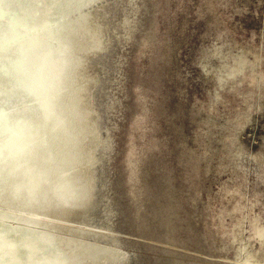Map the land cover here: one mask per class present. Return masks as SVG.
I'll list each match as a JSON object with an SVG mask.
<instances>
[{
  "label": "rangeland",
  "instance_id": "obj_1",
  "mask_svg": "<svg viewBox=\"0 0 264 264\" xmlns=\"http://www.w3.org/2000/svg\"><path fill=\"white\" fill-rule=\"evenodd\" d=\"M0 114V264H264V0H0Z\"/></svg>",
  "mask_w": 264,
  "mask_h": 264
},
{
  "label": "bare ground",
  "instance_id": "obj_2",
  "mask_svg": "<svg viewBox=\"0 0 264 264\" xmlns=\"http://www.w3.org/2000/svg\"><path fill=\"white\" fill-rule=\"evenodd\" d=\"M10 61H11V60H10ZM7 62H8V61H7ZM34 76H35V75H34ZM52 86H53V85H52ZM54 86H55V84H54ZM20 87H21V86H20ZM30 87H31V86H30ZM15 89H17V88H15ZM17 90H18V89H17ZM20 91H21V90H20ZM13 92H14V91H13ZM20 94H21V93H20ZM22 96H23V95H22ZM33 96H34V95H33ZM23 97H24V96H23ZM24 98H26V97H24ZM26 99H27V98H26ZM26 99H25V100H26ZM34 100H35V99H34ZM67 100H68V99H67ZM30 103H31V102H30ZM27 109H28V108H27ZM61 110H62V109H61ZM44 111H45V110H44ZM9 113H10V112H9ZM5 114H6V113H5ZM11 115H12V114H11ZM1 116H2V114H0V117H1ZM4 116H5V115H4ZM20 116H21V115H20ZM12 117H13V116H12ZM31 117H32V116H31ZM39 117H40V116H39ZM52 117H53V116H52ZM4 119H5V118H4ZM4 119H3V120H4ZM36 121H37V120H36ZM0 122H1V121H0ZM60 122H61V121H60ZM21 123H22V121H21ZM25 123H26V122H25ZM27 124H28V123H27ZM0 125H1V123H0ZM2 125H3V124H2ZM6 125H7V124H6ZM17 125H18V124H17ZM20 125H21V124H20ZM5 127H6V126H5ZM21 127H23V126H21ZM33 129H34V128H33ZM15 130H16V129H15ZM23 130H24V129H23ZM10 131H11V130H10ZM15 132H16V131H15ZM28 132H30V131L28 130ZM8 133H9V132H8ZM11 133H12V132H11ZM13 134H14V133H13ZM18 134H19V133H18ZM18 134H16V135H18ZM19 135H20V134H19ZM21 136H22V135H21ZM0 138H1V137H0ZM9 139H10V138H9ZM9 139H8V140H9ZM6 141H7V139H6ZM12 141H17V138H15V139L12 140ZM27 141H28V140H27ZM8 142H10V141H8ZM49 142H50V141H49ZM3 143H4V142H3ZM10 143H11V142H10ZM7 144H8V143L6 142L5 144L2 145V148H3L2 151L4 150V152H5V147H6V148L8 147ZM21 146H22V145H21ZM17 147H18V146H17ZM15 149H16V146H15L14 150H15ZM40 150H41V149H40ZM19 151H21V150H19ZM19 151H18V152H19ZM11 152H12V150H11ZM18 152H17V153H18ZM1 154H2V153H1ZM18 154H19V153H18ZM6 155H7V154H6ZM15 155H16V154H15ZM10 156H11V155H10ZM19 157H20V156H19ZM1 158H2V156H1ZM4 158H5V156H4ZM17 158H18V156H17ZM0 160L2 161V159H0ZM3 160H4V159H3ZM21 160H22V159H21ZM1 161H0V162H1ZM17 161H18V160H17ZM4 162H5V160H4ZM0 164H1V163H0ZM5 164H7V163H5ZM2 165H3V164H2ZM4 168H5V167H4ZM4 168H3V169H4ZM9 168H10V167H9ZM43 171H44V170H43ZM3 172H5V171H3ZM3 172L1 171V173H3ZM10 172H11V171H10ZM54 172H55V171H54ZM12 174H13V173H12ZM12 174H10L9 176H11ZM6 176H7V175H6ZM13 176H14V174H13ZM0 177H1V176H0ZM2 178H3V177H2ZM7 178H8V177H7ZM17 178H18V177H17ZM9 182H10V181H9ZM27 182H29V181H27ZM3 183H4V182H3ZM4 184H5V183H4ZM29 184H30V183H29ZM27 185H28V184H27ZM1 186H2V185H1ZM8 186H9V184H8ZM22 186H23V185H22ZM2 187H3V186H2ZM10 187H11V185H10ZM3 192H4V191H3ZM8 192H9V191H8ZM1 193H2V192H1ZM56 193H57V192H56ZM56 193H55V194H56ZM4 196H5V195H4ZM55 197H56V196H55ZM4 198H5V197H4ZM43 198H44V197H43ZM2 199H3V196H2ZM3 201H5V200H3ZM27 202H28V201H27ZM41 203H42V202H41ZM18 205H19V204H18ZM43 205H44V204H43ZM39 210H41V209H39ZM38 212H39V211H38ZM50 213H52V212H50ZM35 214H36V213H35ZM52 214H53V213H52ZM49 219H50V218H49ZM1 223H2V222H1ZM6 224H7V223H6ZM2 225H3V224H2ZM7 225H8V224H7ZM7 225H6L5 227H7ZM30 226H32V225H30ZM9 227H10V226H9ZM13 227H15V226H13ZM21 228H22V227H21ZM26 228H27V227H26ZM16 229H17V228H16ZM24 229H25V228H24ZM14 230H15V229H14ZM26 230H27V229H26ZM1 231H2V230H1ZM20 231H21V230H20ZM23 231H24V230H23ZM23 231H21V232H23ZM29 231H30V228H29ZM29 231H28V235H33L34 232L31 234V233H29ZM2 232H4L3 234H5V230L2 231ZM7 232H9V231H7ZM11 232H13V231H11ZM11 232H10V233H11ZM17 232H19V231H17ZM31 232H32V230H31ZM35 232H36V231H35ZM39 232H40V231H39ZM41 232H42V231H41ZM19 233H20V232H19ZM19 233H18V234H19ZM25 233H26V232H25ZM25 233H24L23 235H25ZM36 233H37V232H36ZM43 233L45 234V232H43ZM0 234H1V233H0ZM37 234H38V233H37ZM47 234H48V233H47ZM1 235H2V234H1ZM8 235H9V234H8ZM8 235H7V237H9ZM11 235H12V234H11ZM28 235H26V236L28 237ZM49 235H50V234H49ZM49 235H48V236H49ZM3 236H4V235H3ZM12 236H14V235H12ZM26 236H24V237L27 239ZM36 236H38V235H36ZM10 237H11V236H10ZM33 237H35V236L33 235ZM33 237L30 236V238H33ZM45 237H46V235H45ZM45 237H44V238H45ZM50 237H52V235H50ZM25 238H24V239H25ZM40 238H42V237H40ZM11 239H12V238H11ZM11 239H10L9 241H11ZM21 239H22V238H21ZM24 239H23V241H24ZM26 239H25V241H26ZM38 239H39V238H38ZM48 239H49V238H48ZM52 239H53V238H52ZM4 240H5V239H4ZM13 240H14V239H13ZM18 240H20V238H19ZM30 240H34V241H35L36 239H30ZM41 240H42V239H41ZM49 240H50V239H49ZM49 240H47V243H48ZM5 241H7V240H5ZM5 241H4L3 243H6ZM16 241H17V240H16ZM36 241H37V240H36ZM38 241H40V240H38ZM38 241H37V243H38ZM42 241H43V240H42ZM7 242H8V241H7ZM11 242H12V241H11ZM13 242H14V241H13ZM27 242H28V240L26 241V245H30L29 242H28V244H27ZM40 242H41V241H40ZM45 242H46V241H45ZM3 243H2V244H3ZM30 243H32V242L30 241ZM33 243H36V242H33ZM49 243H50V242H49ZM49 243H48V244H49ZM0 244H1V243H0ZM16 244H18V242H17ZM19 244H20V243H19ZM19 244H18V247H20ZM3 245H4V244H3ZM21 245H22V244H21ZM33 245L35 246V244H33ZM38 245H39V244H38ZM38 245H37V246H38ZM12 246H13V245H12ZM15 246L17 247V245H15ZM15 246L13 247L14 249H15ZM37 246H35V248H36ZM2 247H3V246H2ZM6 247H7V245H6ZM18 247H17V248H18ZM27 247H28V246H27ZM43 247H45V248L47 249V252H48V247H46V246H43ZM3 248H4V247H3ZM8 248H9V242H8ZM13 248H12V249H13ZM28 248H29V247H28ZM6 249H7V248H6ZM18 249H19V248H18ZM22 249H23V246H22ZM22 249H20V250H22ZM26 249H27V248H26ZM33 249H34V248H33ZM36 249H37V248H36ZM42 249H43V248L41 247V250H42ZM10 250H11V249H10ZM24 250H25V249H24ZM31 250H32V249H31ZM38 250H39V249H38ZM38 250H37L36 252H38ZM51 250H52V249H51ZM2 251H3V250H2ZM2 251H1V253H2ZM13 251H14V250H13ZM39 251H40V250H39ZM42 251H43V250H42ZM4 252H5V250H4ZM4 252H3V253H4ZM10 252H11V251H10ZM14 252H15V251H14ZM14 252H11V253H14ZM27 252H28V251H27ZM29 252H30V251H29ZM33 252H34V251H33ZM36 252H35V253H36ZM1 253H0V254H1ZM6 253H7V252H6ZM44 253H45V252H44ZM49 253H50V252H49ZM29 254H30V253H29ZM32 254H33V253H32ZM36 254H37V253H36ZM6 255H7V254H6ZM8 255H10V254H8ZM37 255H38V254H37ZM40 255H41V254H40ZM40 255H39V256H40ZM42 255H43V254H42ZM42 255H41V256H42ZM10 256H11V255H10ZM0 257H1V256H0ZM3 257H6V256H3ZM3 257H1V258H3ZM42 257H43V256H42ZM6 258H8V257H6ZM6 258H4V259H6ZM47 258H49V257H47ZM8 259H9V258H8ZM43 259H45V258H43ZM49 259H50V258H49ZM0 260H1V259H0ZM1 261L3 262V260H1ZM48 261H49V260H48ZM48 261H47V262H48Z\"/></svg>",
  "mask_w": 264,
  "mask_h": 264
},
{
  "label": "water",
  "instance_id": "obj_3",
  "mask_svg": "<svg viewBox=\"0 0 264 264\" xmlns=\"http://www.w3.org/2000/svg\"><path fill=\"white\" fill-rule=\"evenodd\" d=\"M2 229H3V230H7V231H13L15 228H14V227H11V226H10V227H3V226H2V223H0V230H2ZM17 229H18V230H22V229H20V228H17ZM3 230H2V231H3Z\"/></svg>",
  "mask_w": 264,
  "mask_h": 264
}]
</instances>
